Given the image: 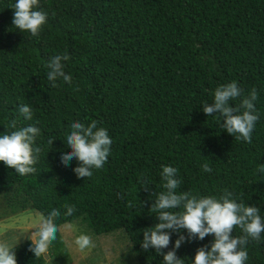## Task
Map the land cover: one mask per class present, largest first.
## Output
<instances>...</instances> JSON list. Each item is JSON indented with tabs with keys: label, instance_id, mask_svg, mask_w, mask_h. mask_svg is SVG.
Listing matches in <instances>:
<instances>
[{
	"label": "trees",
	"instance_id": "1",
	"mask_svg": "<svg viewBox=\"0 0 264 264\" xmlns=\"http://www.w3.org/2000/svg\"><path fill=\"white\" fill-rule=\"evenodd\" d=\"M14 3L0 0V135L16 130L7 127L13 119L17 129L36 126L33 147L41 152L27 176L0 161V220L28 210L46 217L57 208L58 228L84 217L94 235L124 231L139 264H163L141 244L144 230L159 223L151 206L165 191L160 173L168 165L182 181L177 193L219 198L227 190L264 218V174L257 172L264 164V0H40L36 10L48 16L38 37L13 26ZM65 53L72 81L52 87L47 65ZM232 81L244 96L258 92L251 143L222 129L218 114L203 112L215 89ZM21 105L32 109L31 120ZM93 120L107 129L111 153L91 177L77 178L79 161L61 163L71 151L66 135L72 122ZM65 204L77 210L67 216ZM242 234L239 227L232 233ZM170 235L162 251L185 236L176 250L184 264L214 240L187 239L186 229ZM30 245L14 248L17 264H47ZM244 247L245 264H264V239ZM47 253L56 264H73L60 231Z\"/></svg>",
	"mask_w": 264,
	"mask_h": 264
},
{
	"label": "clouds",
	"instance_id": "2",
	"mask_svg": "<svg viewBox=\"0 0 264 264\" xmlns=\"http://www.w3.org/2000/svg\"><path fill=\"white\" fill-rule=\"evenodd\" d=\"M14 16L12 24L21 32H28L33 37H38L47 22L48 14L41 10L40 0H15L10 5ZM70 56L55 55L47 65V80L52 87H57V80L71 83L72 76L64 71L65 64ZM235 107L230 101L241 98ZM258 92L255 88L244 96L236 81L220 85L214 91L213 103L203 104V112L212 116L218 114L222 118L221 128L235 137V140L252 142V132L259 119V113L255 107ZM19 112L27 120L33 118L32 109L28 105H21ZM7 127L16 129L10 134L0 135V161L7 167L15 169L21 176L35 174L34 165L39 160L40 147H33L36 138L40 135V129L29 125L17 129V121L11 120ZM53 139L48 144H53ZM112 139L107 129L97 126L93 120L87 126L79 121L70 125V132L66 135V145L71 149L64 152L60 159L64 166H68L74 159L79 161V166L74 168L77 178H86L93 175L92 169H101L107 162L111 153ZM204 172L212 169L205 163L202 165ZM257 172L264 174V164L259 165ZM178 169L162 166L160 173L165 191L160 192L151 206V210L158 213L159 223L154 227L144 230L141 247L147 251L154 248L163 256V264H184L183 259L176 254L186 238L180 235L175 241L172 250L164 253L171 242V232L179 233L181 229L188 232L187 239L198 238L203 240L206 236H214V240L208 246L198 248L194 256L193 264H245L248 260V252L245 245L250 240L260 242L264 237V218L260 215V209L256 206H246L237 203L232 198V193L225 190L219 198L214 196L197 198L188 192L177 193L182 183L177 179ZM65 215L71 216L77 209L75 205L65 204ZM183 211H171L173 209ZM60 216V211L53 208L45 217L43 214L35 227V231L28 237L31 241L29 251L36 258L44 256L50 245L57 239L59 231L55 220ZM239 227L242 235L234 237V229ZM170 230V231H169ZM75 245L80 251L95 247L92 237L81 233L75 238ZM0 264H17L14 247L6 241L0 240Z\"/></svg>",
	"mask_w": 264,
	"mask_h": 264
},
{
	"label": "rangeland",
	"instance_id": "3",
	"mask_svg": "<svg viewBox=\"0 0 264 264\" xmlns=\"http://www.w3.org/2000/svg\"><path fill=\"white\" fill-rule=\"evenodd\" d=\"M41 214L34 210L19 213L0 220V240L14 248L30 241L29 236L36 230ZM69 249L73 264H139L137 253L130 245L124 231L109 235H94L90 223L84 217L59 228ZM83 234L92 237L95 247L80 251L75 238ZM47 264H56L46 253Z\"/></svg>",
	"mask_w": 264,
	"mask_h": 264
}]
</instances>
